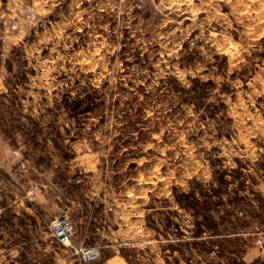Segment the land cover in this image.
Returning a JSON list of instances; mask_svg holds the SVG:
<instances>
[{
  "label": "rangeland",
  "instance_id": "374dc122",
  "mask_svg": "<svg viewBox=\"0 0 264 264\" xmlns=\"http://www.w3.org/2000/svg\"><path fill=\"white\" fill-rule=\"evenodd\" d=\"M62 216L98 261L264 264V0H0V264H85Z\"/></svg>",
  "mask_w": 264,
  "mask_h": 264
},
{
  "label": "built area",
  "instance_id": "2783aa9c",
  "mask_svg": "<svg viewBox=\"0 0 264 264\" xmlns=\"http://www.w3.org/2000/svg\"><path fill=\"white\" fill-rule=\"evenodd\" d=\"M52 235L63 245L69 247L73 254L82 262L89 263L100 260L101 251L97 246L75 245V225L67 216L55 217L50 224Z\"/></svg>",
  "mask_w": 264,
  "mask_h": 264
},
{
  "label": "crops",
  "instance_id": "0c3cea01",
  "mask_svg": "<svg viewBox=\"0 0 264 264\" xmlns=\"http://www.w3.org/2000/svg\"><path fill=\"white\" fill-rule=\"evenodd\" d=\"M100 226L96 227V230H92L91 232H93L92 234H94L95 236H103L105 237V235H110V228H111V224H99ZM52 234V232H51ZM91 234V233H90ZM87 234V236L85 237L86 239H90L91 235ZM77 240V230L73 239V243L76 245H83V244H77L76 243ZM77 260H79L77 258ZM80 261V260H79ZM81 262V261H80ZM82 263V262H81ZM85 264H130L127 259L122 256L121 254H119L118 252H113V254H111L110 256H108L105 260L103 261H98V262H89V263H85Z\"/></svg>",
  "mask_w": 264,
  "mask_h": 264
}]
</instances>
